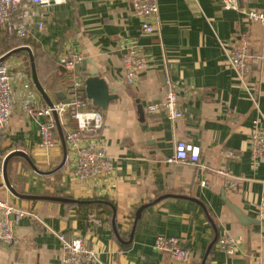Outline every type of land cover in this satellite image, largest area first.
Here are the masks:
<instances>
[{"label": "crops", "instance_id": "obj_1", "mask_svg": "<svg viewBox=\"0 0 264 264\" xmlns=\"http://www.w3.org/2000/svg\"><path fill=\"white\" fill-rule=\"evenodd\" d=\"M238 2L240 11H226L219 0H157L154 35L141 32L131 0H66L33 11L30 36L23 41L33 52L37 78L50 101L67 98V71L57 61L67 49L82 54L86 78H102L109 94L117 96L106 111L95 107L105 116L100 144L112 159L113 176L80 181L69 164L57 170L64 157L60 133L58 146L43 150L37 121L22 109L24 104L49 106L34 82L30 57L20 52L7 58L15 102L0 134V151L26 152L43 173L24 157L9 161L7 179L19 195L28 196L24 199L5 185L4 173L0 176V201L40 219L25 217L15 230L16 242L0 244V264H63L58 234L68 241L85 238L100 255L99 264H264V222L256 208L264 197V162H253L249 144L259 112L225 56L241 35L250 49L264 53V27L247 22L243 14L263 12L264 0ZM5 36L0 34V42ZM127 51L146 56L150 64L136 84L126 82ZM253 73L264 115V62ZM169 81L177 87L180 120L148 111L163 102ZM178 142L200 148L204 173L168 163ZM222 150L241 155L226 165L239 183L236 191L226 189L218 174ZM92 200L105 205L91 207ZM92 214L104 221L102 227L88 220ZM225 236L236 242L233 256L218 248ZM158 237L179 239L191 260L179 263L158 252Z\"/></svg>", "mask_w": 264, "mask_h": 264}, {"label": "built area", "instance_id": "obj_2", "mask_svg": "<svg viewBox=\"0 0 264 264\" xmlns=\"http://www.w3.org/2000/svg\"><path fill=\"white\" fill-rule=\"evenodd\" d=\"M66 0H0V34H5L13 39H28L31 29V14L37 8H49L54 5L63 4ZM134 5L136 18L141 23V32L147 35H154L157 31V19L159 16V4L157 0H131ZM226 11H240L241 6L238 0H219ZM247 22L260 24L264 27V11L256 10L243 11ZM40 28L42 27L39 24ZM225 56L229 68L235 73L244 91L248 93L253 104L259 112V118L253 122V129L250 135V154L253 162L260 165L264 162V115L256 98V91L252 78L254 70L264 62V53H257L250 49L247 37L239 36L230 50L225 49ZM1 58V57H0ZM123 63L126 69L127 84H136L141 75L150 69L146 56L127 51L123 56ZM58 63L63 66L67 74L64 76L66 85V101L53 104V107H35L30 104L22 105L23 112L34 118L41 133L40 148L51 151L58 146L59 132L55 114L59 118L62 132L64 133L68 156L66 164L73 169V177L80 181H95L97 179H111L113 176L112 159L107 151L100 144V134L105 123L104 113L91 105L84 93V86L88 78L81 71L83 56L72 49L61 53ZM13 76L9 66L0 63V134L8 126L14 110L13 98ZM164 102L148 107L150 114L163 112L170 120L182 119L183 113L179 110L177 87L171 81L165 92ZM175 154L168 159V163L187 164L196 168L202 174L207 170L201 162V150L198 146L178 142L175 145ZM8 154L0 151V176L3 174V164ZM223 166L218 174L225 180V187L229 191L238 189V181L234 180L227 170L228 162H237L241 155L229 150L221 151ZM203 186H209V182L203 181ZM258 219L264 222V197L256 206ZM0 244L4 246L13 245L15 230L25 217L29 216L35 220L39 217L29 211H24L8 202L0 201ZM88 220L94 227H102L104 221L97 215H90ZM63 252V264H99L100 255L88 244L85 238L74 237L68 241L63 235L58 234ZM236 242L225 236L218 243V248L229 256L235 255ZM158 252L169 254L170 257L179 263H186L192 258L188 248H184L177 238L158 237L155 242Z\"/></svg>", "mask_w": 264, "mask_h": 264}, {"label": "water", "instance_id": "obj_3", "mask_svg": "<svg viewBox=\"0 0 264 264\" xmlns=\"http://www.w3.org/2000/svg\"><path fill=\"white\" fill-rule=\"evenodd\" d=\"M27 52L29 57H30V61H31V65H32V76L34 79V82L38 88V90L40 91V93L42 94V96L45 98L46 102L48 103L49 107H53V103L50 101V99L46 96L45 91L39 81V79L37 78V74H36V66H35V61H34V57H33V52L32 50L27 47V46H22L20 48L11 50L10 52H7L6 54L2 55V57L0 58V63H3L7 58H9L10 56L16 55V54H20V52ZM85 93L87 95V99L91 102V105L93 107H97L100 108L103 111H106L109 103L112 99L117 98V96L111 95L109 94V88L108 85L106 84V82L97 76H92V78H88L86 83H85ZM138 112H140L141 117H143V109L141 108V106L138 107ZM55 120H56V124H57V132L60 133V136L62 138V144H63V149H64V157L62 162L59 165V168L57 170H60L62 168H64L66 161H67V156H68V149L66 147V143H65V138H64V133L62 132V128L60 125V121L59 118L57 117V115L55 114ZM14 157H21V158H25L27 160V162L29 163L30 167L33 168L34 171H36L38 174H41L43 172H40L38 168L35 167V165L33 164L32 160L29 158L28 154L26 152H21V151H14L11 152L10 154H8L5 158L4 164H3V173H4V179H5V185L11 190V192L14 194L15 197H17L18 199H24V198H28V196L24 195L21 196L19 195L9 184V181L7 179V165L9 163V161L14 158ZM30 199H34L32 197H29ZM52 200H56V201H62V202H67V203H78L75 201H71V200H65L60 198L58 199H53L50 198ZM140 209L137 212V217L140 215L141 213ZM236 212V215L241 217V219L244 218V216L238 211L234 210Z\"/></svg>", "mask_w": 264, "mask_h": 264}, {"label": "trees", "instance_id": "obj_4", "mask_svg": "<svg viewBox=\"0 0 264 264\" xmlns=\"http://www.w3.org/2000/svg\"><path fill=\"white\" fill-rule=\"evenodd\" d=\"M2 42L5 43V45L3 46L2 52L0 53V57H2V55H4L5 53H7L6 51H9L10 49H17L20 48L22 46H28L26 42H24L22 39L17 40V39H13V38H9L8 36H5V40L3 39L0 42V45H2ZM21 53H24L23 51ZM92 206L91 207H96V206H100V205H105V202L103 201H98V200H92Z\"/></svg>", "mask_w": 264, "mask_h": 264}, {"label": "rangeland", "instance_id": "obj_5", "mask_svg": "<svg viewBox=\"0 0 264 264\" xmlns=\"http://www.w3.org/2000/svg\"><path fill=\"white\" fill-rule=\"evenodd\" d=\"M2 49H3V46L2 47H0V53L2 52ZM165 98V97H164ZM163 102H164V100H163Z\"/></svg>", "mask_w": 264, "mask_h": 264}, {"label": "bare ground", "instance_id": "obj_6", "mask_svg": "<svg viewBox=\"0 0 264 264\" xmlns=\"http://www.w3.org/2000/svg\"><path fill=\"white\" fill-rule=\"evenodd\" d=\"M23 40V39H22ZM28 47V46H27Z\"/></svg>", "mask_w": 264, "mask_h": 264}]
</instances>
